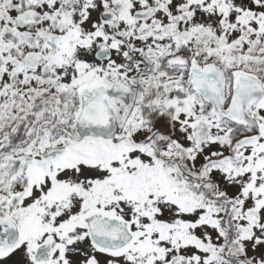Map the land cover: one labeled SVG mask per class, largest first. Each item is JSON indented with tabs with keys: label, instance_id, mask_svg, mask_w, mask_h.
<instances>
[{
	"label": "snow or ice",
	"instance_id": "obj_1",
	"mask_svg": "<svg viewBox=\"0 0 264 264\" xmlns=\"http://www.w3.org/2000/svg\"><path fill=\"white\" fill-rule=\"evenodd\" d=\"M0 264H264V0H0Z\"/></svg>",
	"mask_w": 264,
	"mask_h": 264
}]
</instances>
